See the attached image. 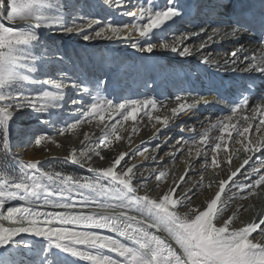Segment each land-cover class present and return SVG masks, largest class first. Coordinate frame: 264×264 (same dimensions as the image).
<instances>
[{"label":"snow or ice","instance_id":"6c2138e0","mask_svg":"<svg viewBox=\"0 0 264 264\" xmlns=\"http://www.w3.org/2000/svg\"><path fill=\"white\" fill-rule=\"evenodd\" d=\"M105 2L108 3L109 0ZM115 3L120 5L121 0H115ZM147 3L148 7L141 4L136 6L135 11L127 13L133 17L132 24L121 26L108 22L91 33L89 30L102 22L82 14L69 22L64 10L72 5L65 3L64 0H0V129L3 130L5 151L9 148V124L15 116L13 109L16 111L31 109L37 113H45L50 108H60V102L64 98L63 85L51 79L41 83L52 85L56 90L45 89L34 95L25 94L28 91L26 84L37 83L31 74L37 71L36 64L41 59L39 55L34 54L36 47L41 45L40 29L82 34L85 41L96 38L126 39L132 48L152 53L157 45L152 42L142 45L141 41H147L154 30L162 31L169 23H175V20L181 17L182 10L176 0H166V5L159 9L151 6L154 0H147ZM77 20L83 22L77 23ZM145 20L146 22H142ZM17 21L21 23L16 24ZM6 22H11V26H7ZM235 25L239 26L213 28L211 33L206 34V40L200 43L198 51L203 52L210 47L214 37L222 39L236 37L244 30L245 25L240 20H236ZM261 29L264 31V21H261ZM86 31H89V34H84ZM199 35H201L199 32H189L174 37L171 43H161L159 47L177 52L180 56L190 55L189 47L185 46L181 50L179 46L193 36ZM201 62L210 63L206 56L201 57ZM211 63L218 68L221 67L219 62ZM240 64H247L243 69L244 73L255 71L264 75V50L259 55L253 50V54L249 56L242 47L239 51L232 50L223 60L225 70L236 71ZM71 86L80 85L73 80ZM83 90L90 91L88 88ZM94 91L95 102L83 112L85 118L98 115L103 121L104 113L110 110L109 119L113 118L111 112H115L125 121L129 119L135 121L139 112L147 110L149 105L155 108L157 104L154 99L143 101L132 99L114 106L112 100L103 98L99 84ZM16 92H19V95H13ZM12 100L16 103H9ZM176 100L179 103L171 109V116L155 117L162 126H166L170 119L180 114L196 110L201 103L209 105L215 102V99L203 97L193 99L191 103L179 96ZM247 103L245 96L230 111L235 114L238 109L243 110ZM77 104V101H72L73 107ZM253 112L262 117L255 126L256 130L264 131V102L257 105ZM145 114L151 117L150 110L145 111ZM255 118V115L244 117L243 122L247 126L242 130L232 124H223L221 131L235 128L238 136L245 137V134L254 127L250 121ZM220 123L218 121L213 127H218ZM118 124L119 120L111 125L110 132L104 133L100 138L102 144L111 145L113 140L109 138L110 136L115 140L122 138L118 133ZM76 127L77 124H71L68 128L61 129V132ZM160 130L157 128V133ZM44 139V136L36 138L35 144L40 145ZM85 140L93 142L87 134ZM199 142H206V133L200 135ZM240 142L246 153H259L264 150V142L255 144L251 140L247 143L244 140ZM192 144H197V140L193 139ZM156 147L159 148L160 145L157 144ZM220 148L221 144L217 142L213 151ZM89 151L95 150L81 149L77 155L73 149L70 158L73 163L85 166L92 159ZM147 151V148L144 149V152ZM191 151L190 148L189 152ZM144 152L139 154L144 155ZM95 154L100 156L98 151ZM196 154L200 155L199 150ZM127 155L126 152H120L108 167L89 166V171L95 173L94 178L78 179L60 173H40L36 161L21 162L19 176L16 178L0 176V221H11L15 225L5 227L0 223V248L12 246L13 249L0 253V264H18L15 249L21 246L31 247L30 244L16 239L22 233L41 237L45 241L36 264H66L63 256L74 258L72 264H76V261L88 264H264V216H258L240 227L234 226L235 213L233 216L223 217L227 208L226 202L221 198L225 186L229 182L234 183V178L249 164L251 155H248L226 180H220L219 190L214 198L207 201L204 208L188 207V211L183 213L179 211V207L190 205L189 193L192 192L189 189L184 194L177 193V188L185 180V176L179 178L180 183H174L156 198L147 192L140 195L138 187L133 184L137 164L131 163L122 172L116 170L118 166L123 167L122 162L127 164L125 159ZM228 160L231 163V157ZM212 164L218 166L216 156L212 157ZM253 173H260L259 178L251 184L239 186L250 194H253L252 190L264 186V168L253 169ZM165 175L164 171H159V174L155 175V180L159 182ZM149 178L144 177L139 187L147 188ZM250 178V175L246 177ZM174 194L177 198H173ZM9 201L21 203L7 207L5 212L4 206ZM103 229L124 237L125 242L112 235L103 234L101 231ZM257 236L261 239L257 240ZM110 253L117 255L113 257Z\"/></svg>","mask_w":264,"mask_h":264},{"label":"rangeland","instance_id":"374dc122","mask_svg":"<svg viewBox=\"0 0 264 264\" xmlns=\"http://www.w3.org/2000/svg\"><path fill=\"white\" fill-rule=\"evenodd\" d=\"M64 2L71 3L72 5V7L64 10L69 22L73 19L71 13H73L75 9L79 12L77 15L82 14L87 18L99 19L102 22L99 25H95L92 31H90L91 33L99 30V28L103 27L108 22L121 26L123 24H132L133 17L127 15V13L134 9L136 10V6L141 4L145 7L149 6L147 0H121L120 5H117L115 0H109L108 3H106L105 0H64ZM156 3V0H154L151 6L155 9H159L160 7H157ZM127 16H129V18H125ZM76 22L82 23L83 21L77 20ZM142 22H146V20ZM20 23L19 21L16 22V24ZM183 23L184 19L181 20L180 24ZM6 25L11 26V22H6ZM175 28L176 26H174V29ZM181 31L183 30H180V32ZM161 33L160 30H154L152 36L149 37L147 41L142 40L141 44L152 42L159 47L161 43L168 40L166 38L168 33L165 32L163 36ZM40 35L42 46L38 45L34 54L39 55L41 59L36 64L37 71L31 74L32 78L35 79L37 83L31 85L26 84L28 91L25 94L34 95L36 92L45 89L49 91L56 90L52 85H42L41 83L44 80L51 79L63 85L64 98L60 102V108H50L49 111L45 113H37L31 109H24L22 111L13 109L15 116L9 124V148L7 151H5L3 146V130L0 129V173L4 176L12 178L18 177L21 162H27L24 156L30 153V150L34 151L32 157H35L30 161L38 162L37 167L40 173H60L61 175H71L78 179L81 177L94 178L95 173L89 171V166L92 168L108 167L120 152H126L128 153L125 158L127 164L122 162L123 167L118 166L116 170L122 172L125 171L126 167L131 163L137 164V169L134 170L136 176L133 180V184L138 187V194L140 195H144L147 192L153 198H156L172 187L174 183H180L179 178L185 176V180L180 183V186L177 188V193L184 194L191 189L192 192L189 193L191 203L190 205L179 207L181 213L188 211V207H199L202 209L206 206L211 195L219 189L218 185L220 180H226L237 167L231 170L227 177L220 178V180L216 177L215 169L221 170L222 165L227 168H232L234 159L239 160V167L240 164L243 163V160L247 158L248 155H251L252 159L249 164L246 165L240 173H246L245 176H238V178H245L250 175L251 178L247 179V184H251L259 178L260 173H253V169L264 168V152L261 154L259 153V155L258 153H246L243 144L240 142L241 140H244L245 143L251 140L253 144L257 141L264 142V131H257L255 127L259 124V121L250 129L249 133L245 134V137H240L237 134L233 135V138L229 134L228 136L223 135V138L218 142L221 144V148L214 152L213 149L216 143L211 145L210 142L206 141L202 145H199L200 143L192 144V140L199 139L200 134L191 140L184 137L185 133H183V131L186 130L185 121L187 118L180 121L178 127L174 126L176 130L172 132L173 136H171V134L167 135L166 130H164V137H162L158 143H154L155 137L153 136H156V134L152 136V140L140 139L143 125L139 122V118L135 121H127L130 126L126 127V121L115 112H111L113 118L109 119L110 110L104 113L105 118L103 121L100 120L98 115L92 118H85L83 116V112L93 103H85L86 101L82 99V97H85L83 95V89L86 88L85 86L89 83L90 79L95 77L100 78L107 67L106 63L108 61L103 56L102 51L111 52L115 54L116 57L119 56V60L123 59L125 61L120 63L122 65L119 69L120 72L124 66L125 68H129L130 66L135 67L139 65L138 61L143 57L145 59L151 56L155 57L154 54L157 52V47L154 48L152 55L149 56L147 51H142L140 49H137L136 52L133 53L135 49L131 47L130 42L126 39H103L102 41V39L96 38L88 41H94V45L92 46L91 43L84 41L81 35L70 37V34L59 30L41 28ZM135 35H138V33H135ZM45 49H48V51H45ZM244 67H247V65H239L238 71H241ZM255 73L252 74V77H255ZM256 74L261 76L260 73ZM73 80L79 83L81 94L77 93V91H72L70 88ZM198 88L202 91L204 85H200ZM13 95H19V92ZM103 98L108 100L105 96H103ZM143 100L146 99L140 101ZM72 101H82L83 104L76 107V110H73L71 105ZM9 103L14 104L16 101L12 100ZM170 104L171 103H168V105ZM113 105L115 106L116 104ZM227 106L228 112L216 114L215 118L210 121V123L214 121L215 123L218 121H229L233 113L230 111V103L227 104ZM197 107H200L201 110L196 109V116L203 117L201 113L203 107L201 105ZM149 110L151 111V117L159 111L158 108L151 107H148L147 111ZM61 113H63L65 117L60 116ZM139 113L144 115L145 111L143 110ZM239 113L249 114V116H251L252 112H249L247 105H245L243 110H239L237 114ZM160 116L162 115L160 114ZM149 117V115H146L145 118L148 119ZM117 120L120 121V124L117 125V129L122 138L120 140H115L114 137L110 136L109 138L113 140V143L107 146L102 144L100 138L105 132L111 131V125L115 124ZM202 120L204 121V117L201 119V122ZM61 121L63 124L58 126ZM251 123L254 125L255 122L252 120ZM42 124L48 127H43ZM71 124H77V127L69 128L68 131L61 132V129L68 128ZM245 124L246 123H244L243 127H246L247 124ZM206 126L207 124L202 122L198 127V133L204 132L203 129H205ZM86 134L92 138L93 142L90 143L85 140ZM40 136H44L45 139L41 141L40 145H37L35 144V139ZM167 142L168 144L166 145ZM157 144L160 145L159 148L156 147ZM225 145H227L226 148ZM54 148L58 150L59 154L50 156L49 151ZM146 148L148 149V154L145 153L144 155H140L139 153L144 152ZM190 148L192 149L191 153L189 152ZM73 149L76 150L77 155H79L81 149H94L95 151H89V155H91L92 159L88 161L87 165L82 166L72 162L70 157L73 153ZM197 150L201 153L199 156L196 154ZM96 151L100 153V156L95 154ZM168 154H176L177 156L169 162L161 164L160 161L162 158ZM213 156H216L218 166L212 164ZM101 157H104V159H101ZM153 157H155V160H153ZM229 157H231V163H229ZM154 170L156 171L154 172ZM159 171H164L166 175L161 181L157 182L155 180V175H158ZM197 176L202 177V182L199 183L198 186H196ZM144 177H150L147 180V188L139 187ZM104 182L107 183V180ZM236 182L234 184L238 185L239 182ZM228 186L229 184L225 186V192L222 193L221 197L227 205L223 217L227 218L228 216H233L235 213L234 226L240 227L248 223L249 220L252 221V219L256 217L254 213L257 209L264 212V202H252L255 199V196H253L255 190H252L253 194L249 193L247 198L241 201L240 199H234V196L237 194L236 191L241 188L238 186V188L230 190V192L227 193L228 190L226 187ZM173 198H177V196L174 194ZM14 203L18 205L20 202H6L3 211L6 212L7 207L17 206L13 205ZM218 207H220V205ZM46 210L51 211L53 209ZM0 223L5 227L15 226L11 221H0ZM105 235L108 234L105 233ZM31 236L32 237L17 238L18 241H23L31 245L29 248H23L21 246L19 249H15L18 264H36L39 258L40 251L45 245V241L41 237ZM256 239L259 240L261 237L257 236ZM121 242L123 241L121 240ZM9 250H13L12 246L0 248V253ZM110 254L113 257L117 255L115 253ZM65 258L71 257H62V259ZM76 264H88V262L76 261Z\"/></svg>","mask_w":264,"mask_h":264},{"label":"bare ground","instance_id":"6f19581e","mask_svg":"<svg viewBox=\"0 0 264 264\" xmlns=\"http://www.w3.org/2000/svg\"><path fill=\"white\" fill-rule=\"evenodd\" d=\"M181 1L182 2L178 3V1L176 0V3L180 6V8L182 10L181 17L177 18L175 20V23H169V25L167 27H164L163 30L161 31L162 32L161 35L163 36V34L165 32H167L168 34L166 35V38L168 40H166L165 42L171 43L172 40L174 39V37H176V36L186 35L189 32H199V33H201V35L193 36L190 40L185 41L182 45L179 46L181 50L185 46L189 47L191 54L190 55H185V56H180L177 52H172L170 50H164V49L156 46L157 47L156 48L157 52H156V54H154V56L156 58L151 56L150 58L149 57L146 58V60L147 61H151L152 59L167 60L170 63V67H175L176 64L178 66L186 64V65L190 66L191 68H193L194 70L197 69V72L200 73V75H203V76H209L210 75V76L215 77V79H213L210 83H208V84H206L204 86V90L206 92H205V95L203 97V98H206L208 96L207 99L213 100L215 95L225 94V91H223L221 89V87L222 86H226L227 84H229L234 79L233 75H228V74L226 75L225 74V72H224L225 68L223 67V60L226 58V56L232 50L239 51L243 47L245 49V52L249 56H251L253 54V50L255 51L256 55H259L261 53V51L264 50V31H262V29H261V21H264V15L257 14V17L259 19L255 20L254 22H252L250 20L247 23H245L244 30L239 32L236 37H226V38H223V39L221 37H214L213 38L214 42L211 43V46L207 47L203 52H200V51H198L200 43H202V42H204L206 40V34L207 33H211L213 28L224 27L226 25H233V26H236V25L231 23L229 16L226 15L227 14L226 9L225 10H213L214 3L213 2L211 3L210 2L211 0H181ZM156 2H157L156 6L160 7V8H162V7H164L166 5V0H156ZM217 2L221 3L222 0H217ZM191 5H192L191 9H189V7ZM255 8L257 10H260L261 12L264 13V3L260 4V5L259 4L256 5ZM132 11H135V9L132 10ZM78 13L79 12L77 11V9H75V10H73V13H71V15L74 18L75 15H77ZM216 13L218 15L220 13H222L225 16V20L229 21L230 24L229 23L221 24V23L215 22L214 21V19H215L214 16H218V15H216ZM125 18H129V16H127ZM183 19H184V23L180 24L181 20H183ZM191 21H195L196 23L191 28H186L185 27V25H187L186 22L193 23ZM256 21H257V23H256ZM174 26H176L175 29H174ZM92 29L89 30V31H92ZM170 29H171V31H170ZM180 30H183V31L180 32ZM89 31H86L84 34H89ZM257 31H258V34H257ZM70 35H71L70 37H74L75 35H78V34H74L73 33V34H70ZM80 35L83 36L82 34H80ZM134 35H135V33H134ZM256 36H259V39L254 38ZM100 39H102V41H103V38H100ZM88 41H86V42H88ZM88 43H91L92 46L94 45V41H90ZM136 50L137 49H135V51L133 53H135ZM148 55L150 56V55H152V53H148ZM202 56L208 57L210 63L201 62V57ZM170 59H171V62H170ZM241 59H242V57H241ZM211 62H219L221 67L218 68ZM171 64H173L174 66L171 65ZM240 65L242 66V65H247V64H240ZM237 67H239V65ZM219 72H221V73H219ZM217 78H219V80H217ZM70 88L72 89V91H74V92L77 91V93L81 94L80 93L81 90H80L79 87L70 86ZM83 95L86 96L85 92H84ZM82 98H85V97H82ZM143 99L150 100L149 98H146V97H143ZM247 100H248V103L246 105L248 107V111L252 112L251 116H249V114H240V113L237 114L238 111H239V109H238L235 114H232L231 119L229 121H226V120H225L226 122L222 121L218 127H213V125L217 124V123H215V121L210 123V121H212L215 118V116H216V114L213 113V110H214L215 106L214 105H212V106H204V104H202V103L199 104L204 109V110L202 109V112H201L202 116L204 117V121L202 120V122L207 124L206 128L203 129L204 132H200V133H198V127L202 123L201 119L203 117H201V116L197 117L196 116V110H194L192 112H185L184 114H180V115L176 116L175 118L170 119L169 123L166 126H162L161 123H158L155 120V117L157 115L160 116V114L163 117L164 116H171V109L173 107H176L179 102L176 100V97H174V98H172L170 100V101H172L170 105H168L166 103L167 104V106H166L165 103H161V104L157 103L155 108H158L159 111L155 115L153 114L152 117H149L148 119H146L145 118L146 117L145 113H144V115H141V113H139L137 115V118H139V122L143 125V130L141 132L140 139H142V140L151 139L152 140V138L155 137L154 143H158L162 139V137H164V130H166V134L167 135L171 134V136H173L172 132L176 130V128H174V126L178 127L180 121H182L185 118H187V120L185 121L186 122L185 123L186 130H184L183 133H185L184 137H187V139H189V140L193 139L194 137L198 136L199 134L200 135H204L205 133H206V141L210 142L211 145H213L214 143H217V142H219L221 140V139H217V138L222 137L223 135H227L228 136L229 133H231L230 136H232V138H233V135L237 134L236 131H235V128H233V129L231 128V129H228V130H225V131L222 132L221 128L223 127V124H232V125H235L236 127L241 128V130H242V128L244 126V122H243V118L244 117H252V116L255 115L256 118L253 120L255 122L254 126L262 118L258 114L253 112V109L255 107H254V105H252L251 99H247ZM188 102L191 103L192 100L188 101ZM82 104H83V102L79 101V105L78 106H81ZM235 105H236L235 103L234 104L233 103L230 104L231 108L234 107ZM149 107H151V106L149 105ZM198 108L199 107H197V109ZM73 109H75V108H73ZM144 111H147V110H144ZM60 116H64L65 117V115L63 113H61ZM129 120H131V119H129ZM129 120H127V121H129ZM127 121L125 123V126L129 127L130 125L127 123ZM59 124L60 125H58V126H61V124H63L62 121ZM153 124H154V126H153ZM42 126L44 127V126H47V125H43L42 124ZM49 127H52V126H49ZM157 128L161 129L159 133H157V131H156ZM154 134H156V136H153ZM197 141H198L197 144L200 143L199 139H197ZM168 142L166 143V145L168 144ZM257 142H259V141H257ZM202 144L203 143H200L199 145H202ZM205 145H208V144H205ZM33 152H34L33 150L32 151L30 150V153H28V154H26L24 156L27 161L32 160V158H35V157H32V153ZM263 152H264V150H262L259 153L261 154ZM145 153H147V152H144V154ZM259 153H258V155H259ZM57 154H59V152H58V150L56 148L51 149L49 151V155L50 156H54V155H57ZM176 156H177L176 154L165 155L162 158V160L160 161V163L161 164H165V163L169 162L170 160L176 158ZM238 164H239V160H235L234 159V162L232 164V168H227L224 165H222L221 166L222 167L221 170L215 169V173H216L217 179L220 180V178L227 177L231 170H233L234 168L238 167ZM245 174H240L238 176H241V177L243 176L244 177ZM238 176H237V178H234V183L236 182V180L241 185L245 184V183L246 184L248 183V180L246 179V177L239 179ZM201 182H202V177L199 176L197 178L196 186H198L199 183H201ZM234 183L230 182L229 186L226 187V189L228 190L227 193H229L230 190L236 189V188H238V186H240L239 184L236 185ZM216 192H214L211 195L210 199L214 198ZM234 192H235V190H234ZM236 193L237 194L234 196V199H240L241 201L245 200V198H247V195L249 194L248 191H244L242 189H238L236 191ZM261 193L264 194V186H261L260 189H256L255 190V192L253 194V196H255V199L252 202L256 203V201H259L258 200V195H260ZM254 203H253V205H254ZM13 205H17V203H14ZM218 206H219V204H218ZM108 211H111V210H108ZM132 214L134 215L135 213H132ZM256 214H257V211L254 213V215L256 216ZM248 222H251V221L249 220ZM101 231L103 232V234L108 233V232L103 231V230H101ZM108 234H110V233H108ZM112 234L115 235L117 233H112ZM19 237H32V236L30 234H23L22 233L19 236H17L16 239L19 238ZM122 238H124V237H122ZM124 240H125V238H124Z\"/></svg>","mask_w":264,"mask_h":264},{"label":"water","instance_id":"95a60500","mask_svg":"<svg viewBox=\"0 0 264 264\" xmlns=\"http://www.w3.org/2000/svg\"><path fill=\"white\" fill-rule=\"evenodd\" d=\"M0 176H3V175H1V174H0ZM161 235H166V234H164V233H161ZM173 244H174V242H173ZM174 246H175V245H174Z\"/></svg>","mask_w":264,"mask_h":264},{"label":"trees","instance_id":"16d2710c","mask_svg":"<svg viewBox=\"0 0 264 264\" xmlns=\"http://www.w3.org/2000/svg\"><path fill=\"white\" fill-rule=\"evenodd\" d=\"M3 175V174H2Z\"/></svg>","mask_w":264,"mask_h":264}]
</instances>
